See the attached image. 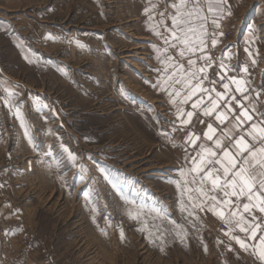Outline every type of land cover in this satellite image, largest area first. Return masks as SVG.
<instances>
[{
    "label": "rangeland",
    "instance_id": "374dc122",
    "mask_svg": "<svg viewBox=\"0 0 264 264\" xmlns=\"http://www.w3.org/2000/svg\"><path fill=\"white\" fill-rule=\"evenodd\" d=\"M147 7L149 0H0V216L34 213L37 248L52 264H232L209 233L187 230L207 221L181 212L192 211L191 201L176 199L177 172L161 168L157 152L181 127L177 109L193 111L197 97L170 102L174 89L158 59L165 45L153 34L159 17ZM230 7L218 29L206 25L214 59L234 29L264 20V0ZM204 13L216 15L206 5ZM6 232L3 221L8 255L0 259L9 260L17 249Z\"/></svg>",
    "mask_w": 264,
    "mask_h": 264
},
{
    "label": "snow or ice",
    "instance_id": "6c2138e0",
    "mask_svg": "<svg viewBox=\"0 0 264 264\" xmlns=\"http://www.w3.org/2000/svg\"><path fill=\"white\" fill-rule=\"evenodd\" d=\"M161 2L165 3V7L158 10ZM205 5L207 13L216 15H205ZM145 13L152 19L159 17L153 34L160 37L165 45L162 51L166 55L158 59L163 65L165 82H170L168 86L174 89L169 92L170 102L176 103L173 96L180 98L181 104L197 97L191 104L193 111L177 109L180 125L192 124L193 116L199 112L206 118L214 117L221 126L217 134L218 129L213 123L197 120L207 124L203 137L212 142L211 146L203 142L197 146L200 135L193 131H188L185 137V145L193 152L185 148L184 159L190 167L181 169L180 174L185 177V185H192L185 191L199 194L191 200V207L211 211L225 223L227 231L224 235L264 264V111H260L252 101L253 92L258 100L259 90L251 89L249 82L241 77L228 75L230 69L224 63V57L230 58L228 51H224L219 58L215 73L217 79L213 80L208 75L214 58L206 51L209 35L206 25L210 21L215 28L220 27L219 20L224 15H231L230 0H149ZM167 20L171 21L170 26L165 23ZM215 35L213 32V47L217 43ZM169 48L176 49L175 57L168 53ZM197 61L203 63L198 65ZM256 63L253 58L252 64ZM242 71L248 72V68L244 67ZM177 85L179 89H175ZM218 86L223 91H218ZM173 130H176L175 125ZM180 210L196 218L184 205ZM129 216L135 218L132 212ZM237 229L245 234L246 239L232 235ZM249 240L254 243L249 245ZM228 250H232L230 246Z\"/></svg>",
    "mask_w": 264,
    "mask_h": 264
},
{
    "label": "crops",
    "instance_id": "0c3cea01",
    "mask_svg": "<svg viewBox=\"0 0 264 264\" xmlns=\"http://www.w3.org/2000/svg\"><path fill=\"white\" fill-rule=\"evenodd\" d=\"M232 32L233 35L215 49L217 51L214 62L222 57L224 51H228L230 58L224 57V63L229 67V72L232 73V76H238L247 80L249 82L248 86L252 89V80L249 76L253 75L260 86L257 89L259 90L258 100L256 99V93L253 92L252 101L257 104L260 111H264V87H262L264 86V20L258 19L253 22V19H248L247 23H244L243 28L239 32H237L236 29ZM246 49L248 51H246ZM249 53H251V55H249ZM253 58L257 61L254 65L252 64ZM244 67L248 68V72L242 71ZM238 111L239 109H237V112ZM185 118L186 116L181 117V119ZM198 119L213 123L218 129L217 134H219L221 126L215 121L214 117L206 118L197 112L193 116L192 124L188 126L179 124L181 127H178L171 140L166 142L157 152L161 159V168L166 170L175 169L177 172L174 182L178 186V194L176 197L178 200L188 199L191 201L199 196V194L194 191H185L186 187H192V185H185V177H182L180 174L181 169L190 167V165H186L184 159L185 148L187 147L188 152H193V149L184 143L188 131H193L200 135L197 146L201 142L208 146H211L212 143L211 141L205 140L203 137V131L206 130L207 124L198 123ZM6 209H8V207ZM9 209L10 210L6 212L4 211L0 216V223L3 221L7 223V240L17 249V255L9 260L0 259V264H52L51 257L45 258L37 248L39 247L38 238L40 226L36 222L35 214L30 212L27 213L26 210L22 209ZM192 211L195 215L205 218L204 221L207 222L201 223L199 221L189 224L187 225V230L209 233L207 236L211 237L215 246L225 253L224 256L227 263L260 264V261L254 255L250 252H245L235 240L229 239L228 236L224 234L218 235L219 239H216V231L222 232L219 230V225L225 223L211 211L207 210V208L204 211L192 208ZM232 235L246 239L245 234L239 232L238 229L233 232ZM247 243L251 245L254 241L249 240ZM229 246L232 249L231 251L228 250Z\"/></svg>",
    "mask_w": 264,
    "mask_h": 264
},
{
    "label": "built area",
    "instance_id": "2783aa9c",
    "mask_svg": "<svg viewBox=\"0 0 264 264\" xmlns=\"http://www.w3.org/2000/svg\"><path fill=\"white\" fill-rule=\"evenodd\" d=\"M227 36H229V33L226 34ZM216 37H218L216 35ZM216 53L214 52V57H215ZM208 75L211 79L215 80L217 79L215 73L216 71H218V65L215 64V62H213V66L211 68L208 69ZM229 76H232L231 72H228ZM249 78L252 80V89H258L259 88V83L254 79L253 75H250ZM207 83V82H206ZM218 91H222L223 89L221 87H217ZM219 229L227 231V227L225 224H220L219 225ZM1 237V236H0ZM7 254V244L2 240H0V257H6Z\"/></svg>",
    "mask_w": 264,
    "mask_h": 264
}]
</instances>
